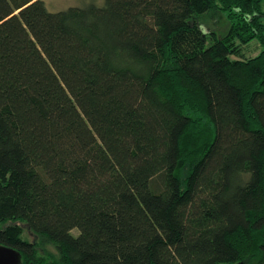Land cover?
<instances>
[{
    "label": "trees",
    "instance_id": "16d2710c",
    "mask_svg": "<svg viewBox=\"0 0 264 264\" xmlns=\"http://www.w3.org/2000/svg\"><path fill=\"white\" fill-rule=\"evenodd\" d=\"M263 4L0 0V244L22 264H264Z\"/></svg>",
    "mask_w": 264,
    "mask_h": 264
},
{
    "label": "rangeland",
    "instance_id": "374dc122",
    "mask_svg": "<svg viewBox=\"0 0 264 264\" xmlns=\"http://www.w3.org/2000/svg\"><path fill=\"white\" fill-rule=\"evenodd\" d=\"M100 3L101 0H45V6L49 11H58L63 10L68 7L73 6H85L91 2ZM264 11V4L261 8ZM201 29L205 34L209 33H216L218 36H223L226 34L229 28V23L227 22L225 16L218 12L208 13L204 17L200 19ZM259 50V46L256 42H250L247 46L242 47V51L245 56H253L255 55ZM235 57V56H233ZM187 172V167L183 168L181 171L182 177L185 176ZM8 225H18L21 229V234L23 238L27 239L28 241H31L33 243L37 242V238L35 237L34 233L28 228V226L23 222H9ZM5 226V225H3ZM73 234L77 233V229L72 230ZM53 252L52 248H49L47 250L42 249L40 250V255L43 256L44 260L46 261V264H50L52 261L51 253Z\"/></svg>",
    "mask_w": 264,
    "mask_h": 264
},
{
    "label": "water",
    "instance_id": "95a60500",
    "mask_svg": "<svg viewBox=\"0 0 264 264\" xmlns=\"http://www.w3.org/2000/svg\"><path fill=\"white\" fill-rule=\"evenodd\" d=\"M0 264H22L20 252L13 247L0 244Z\"/></svg>",
    "mask_w": 264,
    "mask_h": 264
}]
</instances>
